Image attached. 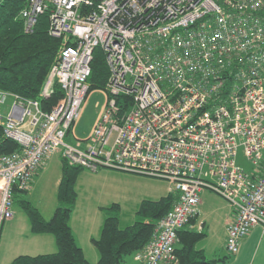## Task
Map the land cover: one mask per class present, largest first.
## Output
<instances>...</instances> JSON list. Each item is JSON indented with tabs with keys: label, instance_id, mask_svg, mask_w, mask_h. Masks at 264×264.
<instances>
[{
	"label": "built area",
	"instance_id": "built-area-1",
	"mask_svg": "<svg viewBox=\"0 0 264 264\" xmlns=\"http://www.w3.org/2000/svg\"><path fill=\"white\" fill-rule=\"evenodd\" d=\"M43 14L64 45L39 97L0 90L3 136L19 145L0 156V232L14 217L15 192H29L59 155L91 172L165 180L178 195L138 264H178V234L204 190L234 209L226 249L236 255L264 228V0H30L20 13L27 33ZM97 48L109 68L98 91L105 99L77 138ZM56 86L62 97L46 109Z\"/></svg>",
	"mask_w": 264,
	"mask_h": 264
},
{
	"label": "trees",
	"instance_id": "trees-1",
	"mask_svg": "<svg viewBox=\"0 0 264 264\" xmlns=\"http://www.w3.org/2000/svg\"><path fill=\"white\" fill-rule=\"evenodd\" d=\"M30 0H0V90L28 99L39 97L52 64L64 45L62 39L49 33V15L39 16L32 33H27L20 16ZM89 78L92 89H103L109 78L105 54L97 48ZM62 92L56 86L51 99L43 101L50 109ZM19 151V145L3 136L0 128V156ZM80 167H70L63 161L62 179L57 192L58 206L51 220H46L38 208L22 198L25 193L14 194L26 212L33 234H50L55 238L57 252L38 256L22 255L10 264H92L78 244L71 227L72 214L78 199L77 182ZM27 193V192H26ZM177 194H169L157 201L144 200L137 208L135 220L122 227L119 207L113 205L104 219L98 238L93 244L99 253L96 264H126V257L134 256L152 241L160 220L173 208ZM193 220V219H192ZM191 220V221H192ZM206 236L201 231L183 229L176 247L178 264H216L208 260L197 244Z\"/></svg>",
	"mask_w": 264,
	"mask_h": 264
},
{
	"label": "crops",
	"instance_id": "crops-1",
	"mask_svg": "<svg viewBox=\"0 0 264 264\" xmlns=\"http://www.w3.org/2000/svg\"><path fill=\"white\" fill-rule=\"evenodd\" d=\"M60 158L61 176L55 177L54 174H49L50 161ZM46 167L43 168L34 179L32 188L25 193L22 198L33 204L39 209L42 216L46 220H51L54 216L58 203L54 202L53 196L47 192L46 189L38 190L41 181L47 182V186L52 192H55L57 198L58 188L62 179L63 159L59 155H54ZM110 172L95 174L108 175ZM51 177H54L51 180ZM43 182V183H44ZM167 183V182H166ZM42 187V184H41ZM77 189V188H76ZM144 191V190H143ZM37 193H40L37 195ZM78 199L81 194L77 190ZM169 184L167 183L165 189L159 188L155 191L140 192L137 195L136 204L138 206L144 200L157 201L169 195ZM212 194L203 191L200 194L201 203L198 207V212L191 223L185 227L194 231H201L206 236L197 244V248L203 250L208 260H218L216 264H264V228L255 227L252 231L241 240L239 252L231 256L226 249L227 243V226L234 219L235 212L230 204L222 200L220 206H216L212 200ZM76 202L75 210L72 214L71 227L76 240L83 249L86 259L96 264L99 261V253L93 244V239L98 238L102 224L106 215L109 213L108 208L113 205L119 207V212L122 218L125 217L126 205H123L117 195L116 199L108 198L98 205L87 206L84 208L80 202ZM126 200V199H125ZM126 202V201H125ZM135 213L128 222L135 220ZM133 219V220H132ZM16 226V230L14 227ZM17 227H20L17 229ZM15 234L17 235L15 237ZM15 237V238H14ZM58 250L55 238L50 234H33L28 216H21L20 221L15 222L14 218L3 224L0 232V264H10L14 259L22 255L38 256L44 254L56 253ZM136 255V254H135ZM134 261L138 264V262Z\"/></svg>",
	"mask_w": 264,
	"mask_h": 264
},
{
	"label": "rangeland",
	"instance_id": "rangeland-1",
	"mask_svg": "<svg viewBox=\"0 0 264 264\" xmlns=\"http://www.w3.org/2000/svg\"><path fill=\"white\" fill-rule=\"evenodd\" d=\"M105 88L92 89L90 84L91 94L85 106L83 116L80 122L76 125V129H75L77 138L78 137L85 138L92 130L94 123L97 119V116L99 115V112L101 110V106L103 105L105 99L103 95L98 93V91L100 90L104 91ZM66 140L69 143H73V140L75 141L76 139L73 138L72 140L71 138L68 137ZM238 164L243 166L247 170L250 169V164L244 159L242 148L239 150ZM61 165H62V161L60 160V158L51 160L50 164L47 165V167L49 166V171H48L49 174L51 176H53L54 174L55 177H60ZM105 172H110L111 174L98 175V176L95 175ZM53 178L54 177H51V180ZM43 182L44 179L41 181L38 190H40V188L41 190L46 189L47 192L53 196L52 200L58 203L55 192H52V190L48 188L47 182L44 183ZM166 185H167L166 181L162 179L148 177V176H141L136 174L133 175L124 171H119L114 169H102L98 172H91L85 169L80 173L77 182V190H79L81 194L80 198L78 199V202H80L81 206L86 208L87 206L91 207L92 205H98L100 203H103V201L105 199H108L109 197L116 199L117 195H119V199H121L122 202L124 201L123 205L127 206L125 210V217L127 219L122 218V214L118 213L121 218V225L122 227H125L127 225H131V223L133 222V221L132 222H128V221L130 217L132 218L134 212L136 211L135 209L137 207L136 204L137 202L135 199L137 198V195L140 192H145V190L151 192L158 190L159 188L165 189ZM204 191L209 192L210 194L213 195L212 200L213 202H215L216 206L221 205L222 201L220 199L225 201L223 197H221L220 195H218L213 191L210 190H204ZM38 194L40 193H37V195ZM13 212H14L13 218L15 222L20 221L21 216H27L26 212L24 211V209L22 208L19 202L14 203ZM192 219H194V217ZM19 228L20 227H17V229ZM14 229L16 230V226L14 227ZM16 236L17 235L15 234V237ZM125 260H126V264H137L134 261V256H128L126 257Z\"/></svg>",
	"mask_w": 264,
	"mask_h": 264
}]
</instances>
